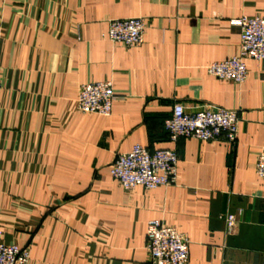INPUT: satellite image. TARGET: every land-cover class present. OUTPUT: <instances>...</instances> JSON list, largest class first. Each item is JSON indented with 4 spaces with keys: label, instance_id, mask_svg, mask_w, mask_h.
<instances>
[{
    "label": "crops",
    "instance_id": "1",
    "mask_svg": "<svg viewBox=\"0 0 264 264\" xmlns=\"http://www.w3.org/2000/svg\"><path fill=\"white\" fill-rule=\"evenodd\" d=\"M264 0H0V233L30 264H153L149 222L185 235L189 264H264V61L243 84L207 67L240 53L233 20ZM143 18V45L108 40L115 19ZM110 81V117L82 114V86ZM187 112L239 113L234 144L179 139ZM179 156L175 184L125 190L111 175L135 145ZM234 215L228 232L224 216Z\"/></svg>",
    "mask_w": 264,
    "mask_h": 264
},
{
    "label": "built area",
    "instance_id": "2",
    "mask_svg": "<svg viewBox=\"0 0 264 264\" xmlns=\"http://www.w3.org/2000/svg\"><path fill=\"white\" fill-rule=\"evenodd\" d=\"M240 28V53L207 67L210 76L229 80L238 85L248 78L247 59L264 61V16L242 17L233 20ZM148 23L143 18L115 19L109 24L107 38L126 48L143 45ZM3 79L0 74V89ZM116 99L110 81L91 82L81 87L78 110L86 115L110 117ZM239 113L223 108H205L198 112H187L182 104H175L172 117L166 120L165 129L172 142L179 139H196L203 142L225 141L234 144L238 136ZM179 156L174 150L149 151L141 145L118 155L111 175L125 190L143 187L154 190L175 184L178 176ZM256 173L264 178V149L256 162ZM228 232L236 227L234 215L223 217ZM188 238L176 229L158 220L149 222L147 228V252L153 264H189ZM30 250L17 245L5 244L0 233V264H30Z\"/></svg>",
    "mask_w": 264,
    "mask_h": 264
}]
</instances>
